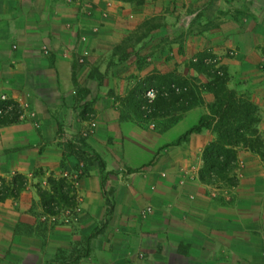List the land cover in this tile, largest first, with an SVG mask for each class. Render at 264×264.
<instances>
[{
  "label": "crops",
  "instance_id": "1",
  "mask_svg": "<svg viewBox=\"0 0 264 264\" xmlns=\"http://www.w3.org/2000/svg\"><path fill=\"white\" fill-rule=\"evenodd\" d=\"M251 3L250 16L216 19L184 41L183 21L234 1L0 0V95L35 112L0 126V178L26 180L0 201V264H264V160L239 149L235 185L214 187L198 175L209 130L171 145L213 95L161 133L119 119L135 79L196 76L190 61L210 51L264 138V0ZM125 40L133 51L120 58ZM89 122L95 130L82 138ZM49 179L72 182L73 210L43 212Z\"/></svg>",
  "mask_w": 264,
  "mask_h": 264
},
{
  "label": "trees",
  "instance_id": "2",
  "mask_svg": "<svg viewBox=\"0 0 264 264\" xmlns=\"http://www.w3.org/2000/svg\"><path fill=\"white\" fill-rule=\"evenodd\" d=\"M140 5L143 0H120ZM194 75L181 76L175 72L152 73L135 79L127 95L120 100V120H131L138 125H152L161 133L175 125L191 108L202 103V94L213 95L207 113L198 122L180 135L171 145L187 141L193 133L209 130L214 138L204 147L199 180L215 186L219 182L235 185L234 171L237 167V152L245 149L264 160V138L258 132V118L253 104L227 89L228 74L217 57L210 51L195 55L188 65ZM198 76H203L205 81ZM0 126L19 121V105L12 100L0 101ZM26 180L15 176L11 182L0 178V201L7 197L17 198ZM49 190H39L42 210L48 216L55 215L60 204L75 208L74 186L65 179L48 180Z\"/></svg>",
  "mask_w": 264,
  "mask_h": 264
},
{
  "label": "rangeland",
  "instance_id": "3",
  "mask_svg": "<svg viewBox=\"0 0 264 264\" xmlns=\"http://www.w3.org/2000/svg\"><path fill=\"white\" fill-rule=\"evenodd\" d=\"M232 1H234V4L232 6L225 7V9L223 11L215 12L214 16H211L210 13L206 14V12L202 11V10L196 12V15L194 18L195 20H193L192 23H188V22L186 23L185 21H183V26H181L182 32L180 31L181 33L180 32L178 33V38H181V40L185 41V40H188V38L195 37L197 35L204 37L207 35L208 31L212 29V26H214L213 25V24H215L214 20L220 19V18H226L227 15L232 17L235 20L243 19L246 16H250V14L247 10L248 7L246 8V5L247 4L251 5L252 4L251 1H253V0H232ZM185 13H187V12H185ZM132 45L133 44L131 41L125 40V41L121 42L120 46H118L115 49L114 53H116V55L119 56L120 58L127 56L128 55L127 51H129V50L133 51ZM170 48L171 47H170V42H169L168 43V51L169 52L171 50ZM45 50L47 51V53H44ZM180 51H182V45H180V47L178 49V52H180ZM41 52L44 56L48 55V50L45 48H43ZM231 55H233V51H229V52H227V54H225V56H231ZM86 58H87V55H84V57L82 58V62H79V60H78V64H84L86 62ZM217 59L219 60V57H217ZM137 61H139V60H137ZM91 115L92 114L88 111L87 117L91 119L92 118ZM146 127H152V125H146ZM261 151H264V148H262ZM214 187H227V186L224 184H221L219 182ZM57 209L62 211V210H65L66 208L64 207V205L60 204Z\"/></svg>",
  "mask_w": 264,
  "mask_h": 264
},
{
  "label": "built area",
  "instance_id": "4",
  "mask_svg": "<svg viewBox=\"0 0 264 264\" xmlns=\"http://www.w3.org/2000/svg\"><path fill=\"white\" fill-rule=\"evenodd\" d=\"M44 53H47V51L45 50ZM84 57V56H83ZM83 57H80L78 60L79 62H82V58ZM7 100V98L3 95H0V101H5ZM20 108V107H19ZM28 107L24 106L22 108H20V111H21V115L19 117V120H25V119H29V118H33L35 116V112L30 110V109H27ZM9 110V108H6L4 112H2L0 110V114L2 113H6L7 111ZM95 130V123L94 122H89L87 124V128L86 130L83 132V135H82V138H87L89 135H91L93 133V131ZM146 213H149L150 212V209H146L145 211Z\"/></svg>",
  "mask_w": 264,
  "mask_h": 264
}]
</instances>
